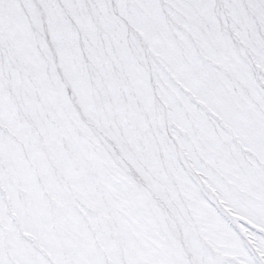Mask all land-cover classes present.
Wrapping results in <instances>:
<instances>
[{
  "label": "snow or ice",
  "instance_id": "1",
  "mask_svg": "<svg viewBox=\"0 0 264 264\" xmlns=\"http://www.w3.org/2000/svg\"><path fill=\"white\" fill-rule=\"evenodd\" d=\"M0 264H264V0H0Z\"/></svg>",
  "mask_w": 264,
  "mask_h": 264
}]
</instances>
